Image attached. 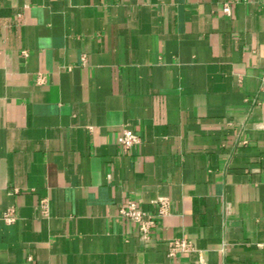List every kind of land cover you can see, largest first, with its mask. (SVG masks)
Returning a JSON list of instances; mask_svg holds the SVG:
<instances>
[{
    "label": "crops",
    "instance_id": "crops-1",
    "mask_svg": "<svg viewBox=\"0 0 264 264\" xmlns=\"http://www.w3.org/2000/svg\"><path fill=\"white\" fill-rule=\"evenodd\" d=\"M10 210L0 264H264V0H0Z\"/></svg>",
    "mask_w": 264,
    "mask_h": 264
},
{
    "label": "built area",
    "instance_id": "built-area-1",
    "mask_svg": "<svg viewBox=\"0 0 264 264\" xmlns=\"http://www.w3.org/2000/svg\"><path fill=\"white\" fill-rule=\"evenodd\" d=\"M224 12L227 15L231 14L230 4L227 3L224 7ZM141 142L140 136L133 129L126 127L122 134L118 138V144L120 145L122 152L124 154L129 153V151L136 145ZM41 212L44 215H47L49 212V203L48 201H41ZM169 213V201L167 199H162L160 201V207L157 213L152 214L143 210L141 205L135 201L130 200L120 209V214L129 219L131 222L135 223L140 231L141 238L145 241L150 239L152 234V229L156 225L159 218L167 216ZM17 220L13 211H7L3 215H0V224L7 223L12 224ZM169 255L176 256L182 253H188L193 250V244L190 240L187 239H174L169 243Z\"/></svg>",
    "mask_w": 264,
    "mask_h": 264
}]
</instances>
